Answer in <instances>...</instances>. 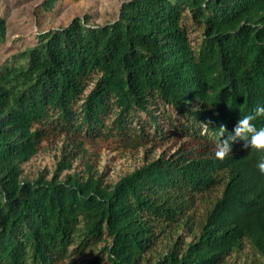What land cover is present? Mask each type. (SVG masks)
I'll list each match as a JSON object with an SVG mask.
<instances>
[{
  "label": "trees",
  "instance_id": "1",
  "mask_svg": "<svg viewBox=\"0 0 264 264\" xmlns=\"http://www.w3.org/2000/svg\"><path fill=\"white\" fill-rule=\"evenodd\" d=\"M5 30L0 17V43ZM257 106L264 0H129L111 23L76 17L36 35L0 66V264H73L98 244L86 264H147L156 229L192 228L197 195L218 185L192 241L153 264H222L244 240L264 264V152L236 141L224 160L215 156L220 126L226 138ZM253 123L264 128V116ZM53 135L70 147L53 176L22 179V166ZM95 139H177L178 148L111 186L89 166L62 175L82 141Z\"/></svg>",
  "mask_w": 264,
  "mask_h": 264
},
{
  "label": "rangeland",
  "instance_id": "2",
  "mask_svg": "<svg viewBox=\"0 0 264 264\" xmlns=\"http://www.w3.org/2000/svg\"><path fill=\"white\" fill-rule=\"evenodd\" d=\"M46 0H0V17L5 21V39L0 43V66L10 61L12 56L28 46L34 45L36 35L66 27L76 17H88L90 24L102 26L117 19L122 4L129 0H57L49 10H42ZM195 36L196 34H192ZM178 148L177 139L155 142L144 146L124 144L115 139L83 140L72 169L62 173L86 174V167L92 173L103 176L104 182L114 185L127 174L132 173L147 161L160 156H170ZM63 135L47 136L41 141L37 153L22 166V179L34 180L41 173L50 179L60 162L63 151L69 150ZM61 175V176H62ZM221 186L197 195L194 208L188 212L193 223L188 225L161 226L156 229L155 244L145 255V262L153 264L161 256L168 254L173 246L184 249L192 241L191 230L204 220L214 200L220 196ZM103 244L87 249L73 260V264H86L97 258ZM106 258L102 264H105ZM222 264H262L261 256L247 242L227 256Z\"/></svg>",
  "mask_w": 264,
  "mask_h": 264
},
{
  "label": "clouds",
  "instance_id": "3",
  "mask_svg": "<svg viewBox=\"0 0 264 264\" xmlns=\"http://www.w3.org/2000/svg\"><path fill=\"white\" fill-rule=\"evenodd\" d=\"M264 116V106H257L254 111L243 116L234 127L233 132L227 134L226 127L220 126L218 135L221 137L220 142L216 144L215 156L219 160H224L232 151V145L236 141H244V148L255 149L256 151L264 152V128L258 129L253 123L258 117ZM202 134L209 129L207 123L201 124ZM259 172L264 175V161L257 164Z\"/></svg>",
  "mask_w": 264,
  "mask_h": 264
}]
</instances>
